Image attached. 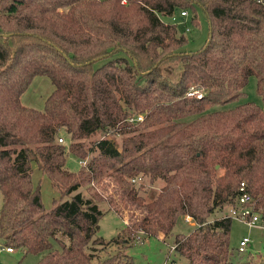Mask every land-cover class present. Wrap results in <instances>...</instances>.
Here are the masks:
<instances>
[{
  "label": "trees",
  "instance_id": "obj_1",
  "mask_svg": "<svg viewBox=\"0 0 264 264\" xmlns=\"http://www.w3.org/2000/svg\"><path fill=\"white\" fill-rule=\"evenodd\" d=\"M198 6L209 32L187 51L160 15L192 10L195 20ZM36 75L53 85L43 108L21 101ZM251 75L261 103L210 109L243 94ZM192 84L200 98L185 94ZM68 153L86 162L71 170ZM32 162L62 193L49 209ZM97 181L111 187L106 197L90 187ZM146 181L159 183L149 199ZM241 181L264 221V0H0L3 244L35 264H131L128 244L166 237L189 216L194 228L172 245L187 264H258L234 262L232 217H211L235 202ZM100 201L130 212L109 240L97 235ZM97 244L120 246L99 258Z\"/></svg>",
  "mask_w": 264,
  "mask_h": 264
},
{
  "label": "rangeland",
  "instance_id": "obj_2",
  "mask_svg": "<svg viewBox=\"0 0 264 264\" xmlns=\"http://www.w3.org/2000/svg\"><path fill=\"white\" fill-rule=\"evenodd\" d=\"M180 11V9H177L172 15H160V17L164 21L174 22L178 31L185 35L187 41L183 46L184 50H196L203 45L208 36L209 24L207 15L199 6L196 7L195 20H193L194 12L192 10H186V15H181ZM104 60L105 58L96 60L95 65H99ZM256 79L255 75H251L243 87L244 93L235 100L216 103L210 109H223L244 101L261 103V96L256 91ZM52 88L53 85L47 75H36L28 88L22 93L21 101L35 108H43L44 100L51 92ZM61 134L65 135L63 132ZM66 165L71 170H77L81 165V161L73 153H68ZM31 168L32 184L39 188L44 209H49L53 205L55 199L58 200L62 197V193L59 188L51 184L49 178L41 171L36 162L31 163ZM106 180L107 178H104V181ZM158 186L159 183L157 182L150 183L146 181L147 189L140 191V193L149 199L157 192ZM90 187L105 197L108 192H111V187L108 186L110 189L107 190L103 188L102 184L98 181L96 184L90 183ZM90 187L88 184H83L79 190L85 195H89L93 193ZM1 203L2 196L0 193V206ZM99 206L103 210V214L99 220L97 235L103 237L105 240H109L124 227L125 221L123 222V220L129 218L130 214L128 213L130 212L128 209L125 211L121 210L124 215L120 216L109 207L107 201H100ZM226 212L227 205L224 206L221 212L216 211L211 217L213 218L214 215L217 216ZM194 226L192 219L189 221L184 217H179L172 232L168 236L160 237L155 234L143 235L141 240L136 239L137 241L134 240L126 246L125 254L129 256L131 264H187L186 257L177 253L172 248V245L176 233H188ZM243 236H248L250 240L245 250L237 252L235 248L239 239ZM0 244H3V238L1 236ZM119 246L120 245L114 244H97L96 252L99 258H103L106 255L117 252ZM230 246L235 252V255L232 257L234 262L252 259L258 264H264V221L259 220L257 223L249 225L233 217L230 228ZM37 259L38 256L31 253L22 257L19 249H15V253H6L4 250H0V264H35Z\"/></svg>",
  "mask_w": 264,
  "mask_h": 264
},
{
  "label": "built area",
  "instance_id": "obj_3",
  "mask_svg": "<svg viewBox=\"0 0 264 264\" xmlns=\"http://www.w3.org/2000/svg\"><path fill=\"white\" fill-rule=\"evenodd\" d=\"M181 15H185L186 11L181 10ZM203 89L196 84L190 85L185 94L187 96H196L200 98L202 96ZM141 120L142 115L139 114L135 117H131V120ZM58 141L61 143H66V138L62 134L58 136ZM82 164L86 162L85 159L80 160ZM141 177H133L132 181H138ZM93 184V182H92ZM238 194L235 198V202L227 207V214H229L232 218H238L249 225L255 224L259 221V214L257 211L253 209V197L252 194L248 191L246 187V183L241 181L238 187ZM187 220H190L189 216L184 217ZM250 238L248 236H243L239 239L237 248L239 251L245 250L247 243L249 242ZM0 250H6L8 252L14 251L11 246L0 244ZM169 264V263H168Z\"/></svg>",
  "mask_w": 264,
  "mask_h": 264
},
{
  "label": "crops",
  "instance_id": "obj_4",
  "mask_svg": "<svg viewBox=\"0 0 264 264\" xmlns=\"http://www.w3.org/2000/svg\"><path fill=\"white\" fill-rule=\"evenodd\" d=\"M181 14V13H180ZM186 15V14H185ZM190 221V220H189ZM123 222H124V220H123ZM158 236H160V237H162V234L161 233H159L158 234ZM6 253H15V250L14 251H12V252H8V251H6V250H4Z\"/></svg>",
  "mask_w": 264,
  "mask_h": 264
}]
</instances>
